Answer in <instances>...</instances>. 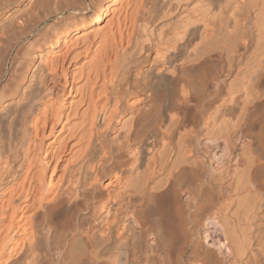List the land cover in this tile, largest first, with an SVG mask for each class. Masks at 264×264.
<instances>
[{
  "label": "bare ground",
  "instance_id": "bare-ground-1",
  "mask_svg": "<svg viewBox=\"0 0 264 264\" xmlns=\"http://www.w3.org/2000/svg\"><path fill=\"white\" fill-rule=\"evenodd\" d=\"M0 264H264V0H0Z\"/></svg>",
  "mask_w": 264,
  "mask_h": 264
},
{
  "label": "rangeland",
  "instance_id": "rangeland-1",
  "mask_svg": "<svg viewBox=\"0 0 264 264\" xmlns=\"http://www.w3.org/2000/svg\"><path fill=\"white\" fill-rule=\"evenodd\" d=\"M104 24H105V23H104ZM104 24H103V25H104ZM60 130H61V127L58 129V131H59V133H58V134H59V135H60V132H61ZM68 133H69V132H67V133L64 135V137H65V136H66V137H68V136H69V134H68ZM58 134H57V137L59 136ZM67 135H68V136H67ZM72 144H73V143H72ZM72 144H71V145H72Z\"/></svg>",
  "mask_w": 264,
  "mask_h": 264
}]
</instances>
